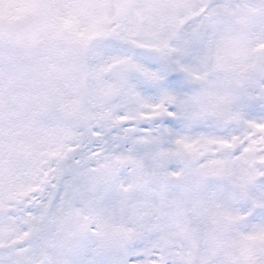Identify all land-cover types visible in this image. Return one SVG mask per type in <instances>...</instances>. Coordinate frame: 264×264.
Listing matches in <instances>:
<instances>
[{
  "label": "snow or ice",
  "instance_id": "obj_1",
  "mask_svg": "<svg viewBox=\"0 0 264 264\" xmlns=\"http://www.w3.org/2000/svg\"><path fill=\"white\" fill-rule=\"evenodd\" d=\"M0 264H264V0H0Z\"/></svg>",
  "mask_w": 264,
  "mask_h": 264
}]
</instances>
